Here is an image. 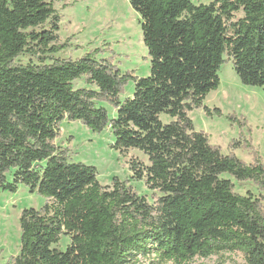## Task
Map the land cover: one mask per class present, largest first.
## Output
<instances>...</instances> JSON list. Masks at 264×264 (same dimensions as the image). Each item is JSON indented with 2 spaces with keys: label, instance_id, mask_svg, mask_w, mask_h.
Masks as SVG:
<instances>
[{
  "label": "trees",
  "instance_id": "16d2710c",
  "mask_svg": "<svg viewBox=\"0 0 264 264\" xmlns=\"http://www.w3.org/2000/svg\"><path fill=\"white\" fill-rule=\"evenodd\" d=\"M64 1L0 0V193L22 185L46 199L22 210L19 253L6 264H137L152 255L188 264L222 253L264 264L260 158L250 145L252 164L223 155L188 117L199 108L220 114L203 101L218 88L225 58L243 85L264 90V0H129L150 58L144 78L97 60L98 49L58 57L66 45L58 44L54 3ZM129 78L133 94L120 101ZM64 120L94 134L109 129L115 151L144 154L148 166L128 162L130 179L145 180L154 203L128 181L102 186L95 167L70 162L56 145ZM234 182L252 183L257 195L236 193ZM62 237L67 248H53Z\"/></svg>",
  "mask_w": 264,
  "mask_h": 264
},
{
  "label": "rangeland",
  "instance_id": "374dc122",
  "mask_svg": "<svg viewBox=\"0 0 264 264\" xmlns=\"http://www.w3.org/2000/svg\"><path fill=\"white\" fill-rule=\"evenodd\" d=\"M51 1V0H48ZM195 5L208 4L211 0H192ZM54 8L61 16L58 44L66 45L57 54L61 58L78 59L93 50H100L96 59H111V63L122 75L144 78L149 75L150 58L143 43L139 15L131 8L129 0H65L54 3ZM237 14L236 18L241 17ZM23 64L29 62L28 57H21ZM219 86L210 92L203 106L220 114L207 116L203 108L188 112L197 132L204 133L210 145L218 147L223 155L233 154L249 165L253 163L252 150L257 153L264 166V90L258 87L243 85L233 70L231 60L225 58L218 71ZM75 86L83 87L82 81ZM134 84L129 78L120 95V101L130 98ZM110 118L115 110L107 103H100ZM163 123L173 121L161 115ZM59 138L56 145L68 150L70 162H80L95 167L97 180L102 186H111L114 178L128 181L129 186L140 196H144L153 204L157 193L149 191L145 180H131L128 162L136 160L148 166L147 157L139 151L129 150L126 153L115 151L112 146L114 137L109 129L101 134H94L80 122L62 121L59 124ZM240 143L231 149L229 146ZM11 181V176H8ZM235 184V192L244 195L250 191L257 195L252 183ZM46 199L30 194L26 187L20 185L17 192L0 193V264H6L19 253L20 226L19 218L23 209H41ZM70 244L68 237H62L53 248L61 251ZM150 257H138L137 264H174L158 263ZM188 264H245L242 255L222 253L209 258H194Z\"/></svg>",
  "mask_w": 264,
  "mask_h": 264
}]
</instances>
